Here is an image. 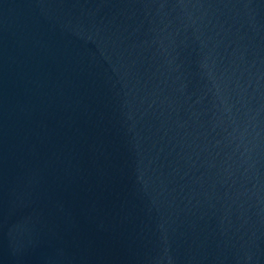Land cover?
<instances>
[{
    "label": "water",
    "instance_id": "95a60500",
    "mask_svg": "<svg viewBox=\"0 0 264 264\" xmlns=\"http://www.w3.org/2000/svg\"><path fill=\"white\" fill-rule=\"evenodd\" d=\"M0 264H264V0H0Z\"/></svg>",
    "mask_w": 264,
    "mask_h": 264
}]
</instances>
